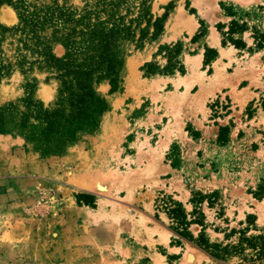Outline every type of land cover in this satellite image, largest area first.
Instances as JSON below:
<instances>
[{
  "label": "rangeland",
  "instance_id": "rangeland-1",
  "mask_svg": "<svg viewBox=\"0 0 264 264\" xmlns=\"http://www.w3.org/2000/svg\"><path fill=\"white\" fill-rule=\"evenodd\" d=\"M69 1L79 9L85 4ZM202 1L150 0L153 18L173 8L157 38L142 42L137 29L123 41L120 88L111 92L108 80L97 84L109 104L97 130L80 132L55 155L21 131L0 132V264H242L238 256L215 258L177 233L170 212L181 203L191 234L203 230L217 244L237 239L226 236L232 228L258 233L264 227V26L260 19L252 24L245 41L240 34L249 20L218 19ZM139 4L128 0L121 11L135 17ZM232 20L245 27L237 30ZM0 22H18L12 6L0 7ZM212 27L225 38L236 66L247 69L246 82L258 85L246 104L233 103L224 89L205 107L213 89L203 95L198 84L219 79V70L213 77L208 67L215 56L205 62L210 47L203 71L190 75L185 66L184 56L189 61L202 48L199 33ZM231 27L246 51L233 49ZM53 52L62 56L65 48L55 43ZM33 78L34 96L52 104L59 88L53 73L17 69L0 83V106L24 110ZM192 83L198 84L189 93ZM44 87L51 91L41 92ZM81 193L92 194L93 201L79 200Z\"/></svg>",
  "mask_w": 264,
  "mask_h": 264
},
{
  "label": "trees",
  "instance_id": "trees-1",
  "mask_svg": "<svg viewBox=\"0 0 264 264\" xmlns=\"http://www.w3.org/2000/svg\"><path fill=\"white\" fill-rule=\"evenodd\" d=\"M127 1L85 0L79 9L69 0H0V7L10 5L18 16V22L12 26L0 22V83L17 69L22 73L35 69L47 71L59 80L58 95L52 104L46 105L34 96L37 82L33 78V82L26 84L24 110L18 112L12 103L0 106L1 133L21 131L27 140L41 145L45 153L55 155L67 143L75 142L80 132L99 128L109 104L98 92L97 84L108 80L111 92L120 88V71L124 64L120 49L123 41L133 39L137 29L138 39L142 42L157 38L173 8L171 4L162 16L153 18L150 0H140L138 14L128 17L130 10L121 11ZM231 24L236 25L237 30L245 27V24L239 25L235 20ZM237 30L231 27L227 34L237 47H244L242 39L233 37ZM204 33L201 31L199 35ZM55 43L64 46L62 56L53 52ZM223 44H226L224 37ZM181 50L179 47L177 52ZM216 51L206 48V52H213L211 56L205 53L206 63L214 58ZM154 72L149 70V73ZM225 130L220 132V138ZM77 198L92 202L94 196L81 193ZM172 205L170 212L177 223L173 226L174 230L213 257L227 260L238 256L242 264H264V227L258 233H248L249 226L232 228L226 236H236L237 239L217 244L210 242L203 230L198 237H194L188 229L192 221L187 220L181 203L174 202Z\"/></svg>",
  "mask_w": 264,
  "mask_h": 264
},
{
  "label": "crops",
  "instance_id": "crops-1",
  "mask_svg": "<svg viewBox=\"0 0 264 264\" xmlns=\"http://www.w3.org/2000/svg\"><path fill=\"white\" fill-rule=\"evenodd\" d=\"M202 3L203 4H201V6L205 9L213 8V12H215L218 19H240V17L243 16L245 20H249L251 26L247 28L248 30L245 29V31L240 34L245 41L246 38L244 37V34L247 31L250 33L253 31L251 30L254 26L252 24H254L260 19L259 23H261L258 25L264 26V0H213L210 3L209 0H203ZM225 7L231 8L233 14H229L228 12H226ZM259 13L260 15L258 16ZM192 27V32H194L197 29V26L193 24ZM202 37V48L198 47L199 51L196 54H189V61L187 60V56H184L186 62L185 66H188L189 70H191V73H189L190 75L194 71H203L201 70V67L203 66L204 50L206 47L214 48L217 50V54L215 55V58L211 61V64H208V67L212 68L213 77L217 70H219V79H204L201 81V84L192 83L191 87L188 89L189 93H191V89L197 84L199 85L197 92L200 91V94L203 95L210 88H212V92H209L205 97V107L207 100H210V98L213 96H217L219 93H223L224 89H227L229 96L235 104H239L241 103V101L242 103L246 104L250 100L254 99L256 94L255 88H257L256 86L258 85L251 84V82H246V80H248L247 69L242 64L240 66H236L237 61L236 59H234V54L230 51V48L228 46L223 44V37L221 36V33L213 27L207 28L205 34H203ZM252 38L255 39L254 37ZM205 44L207 46H205ZM246 44L247 47L250 45L248 42ZM233 49L236 51V53L238 51H246V48L243 47L242 49H240L236 46H233ZM241 58H243V55L241 56ZM241 58L237 56V59ZM230 59L231 61L229 64ZM241 60L244 62L243 59ZM193 65L196 66L194 69H192ZM230 67L233 68L232 71L229 70ZM244 82L247 83V85H244ZM45 90L49 91L50 89H46L44 87L42 88L41 92Z\"/></svg>",
  "mask_w": 264,
  "mask_h": 264
},
{
  "label": "bare ground",
  "instance_id": "bare-ground-1",
  "mask_svg": "<svg viewBox=\"0 0 264 264\" xmlns=\"http://www.w3.org/2000/svg\"><path fill=\"white\" fill-rule=\"evenodd\" d=\"M2 19L4 20V21H7L8 19H6L5 18V16H4V14L2 15ZM106 119H107V117H106ZM98 187H100L99 189H104V187L103 186H101V185H99Z\"/></svg>",
  "mask_w": 264,
  "mask_h": 264
}]
</instances>
